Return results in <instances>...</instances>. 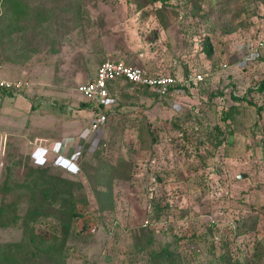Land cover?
<instances>
[{
    "label": "rangeland",
    "instance_id": "374dc122",
    "mask_svg": "<svg viewBox=\"0 0 264 264\" xmlns=\"http://www.w3.org/2000/svg\"><path fill=\"white\" fill-rule=\"evenodd\" d=\"M263 23L264 0H0V77L30 85V111L0 99V264H264ZM107 59L177 84L116 85L93 143L75 88Z\"/></svg>",
    "mask_w": 264,
    "mask_h": 264
},
{
    "label": "built area",
    "instance_id": "2783aa9c",
    "mask_svg": "<svg viewBox=\"0 0 264 264\" xmlns=\"http://www.w3.org/2000/svg\"><path fill=\"white\" fill-rule=\"evenodd\" d=\"M257 45L254 46L256 52L258 48L264 47V23L260 30ZM194 80H202L199 73L191 75ZM119 82L131 92L136 88H148L156 91L160 95H168L176 86L177 80L174 76L161 72L149 73L145 68L131 66L121 60L107 59L96 68L93 76L86 81L77 84L75 90L91 105L93 120L90 123L92 134L101 129L108 121L107 114L110 108L111 86ZM30 85L22 80L6 79L0 77V98L19 97Z\"/></svg>",
    "mask_w": 264,
    "mask_h": 264
},
{
    "label": "crops",
    "instance_id": "0c3cea01",
    "mask_svg": "<svg viewBox=\"0 0 264 264\" xmlns=\"http://www.w3.org/2000/svg\"><path fill=\"white\" fill-rule=\"evenodd\" d=\"M9 98H10V97H9ZM17 98H18V99L16 100V101H17L16 104H18L19 108L22 107V108H26V109H27L28 107H27V104H26V102H25L26 99H25V98H20V97H17ZM0 99H1V98H0ZM11 105H13V104H11ZM19 108H15V109H18L19 112H20L21 110H20ZM29 108H30V107H29ZM29 108H28V111H30ZM5 111H7V108H3L2 111H1V113L5 114V113H4ZM14 111H15V110H14ZM27 114H28V113H27Z\"/></svg>",
    "mask_w": 264,
    "mask_h": 264
},
{
    "label": "trees",
    "instance_id": "16d2710c",
    "mask_svg": "<svg viewBox=\"0 0 264 264\" xmlns=\"http://www.w3.org/2000/svg\"><path fill=\"white\" fill-rule=\"evenodd\" d=\"M119 84V82H116V83H114L112 86H111V89H110V92L113 90V88L116 86V85H118ZM261 88H263L262 86H261ZM90 104V103H89ZM90 107H91V105H89ZM111 112V111H110ZM99 133H100V130H98V131H96V132H94L92 135H91V137H90V141L89 142H95V140L96 139H98V137H99ZM88 145H90V143L88 144ZM157 215V214H156Z\"/></svg>",
    "mask_w": 264,
    "mask_h": 264
},
{
    "label": "water",
    "instance_id": "95a60500",
    "mask_svg": "<svg viewBox=\"0 0 264 264\" xmlns=\"http://www.w3.org/2000/svg\"><path fill=\"white\" fill-rule=\"evenodd\" d=\"M245 175H243V174H240V175H238V178H243Z\"/></svg>",
    "mask_w": 264,
    "mask_h": 264
}]
</instances>
